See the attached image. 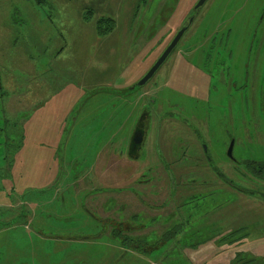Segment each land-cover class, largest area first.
<instances>
[{"label":"rangeland","instance_id":"obj_1","mask_svg":"<svg viewBox=\"0 0 264 264\" xmlns=\"http://www.w3.org/2000/svg\"><path fill=\"white\" fill-rule=\"evenodd\" d=\"M195 1L0 0V173L7 174L0 179V264H264V179L239 165L234 173L226 154L235 136V157L264 160V107L246 86L229 89L216 79L219 68L225 77L241 65L236 57H246L233 44L264 19V0H206L175 51L145 84L130 87ZM101 15L115 19L103 34ZM205 33L200 53H187ZM35 97L50 104L43 111L49 124H17L16 139L13 121L31 111ZM144 105L147 135L131 158ZM237 108L246 137L226 121ZM87 208L124 220L133 241L151 248L117 245L108 235L84 238L96 230ZM230 231V241L219 240ZM62 232L78 238L61 240ZM164 232L168 240L157 245Z\"/></svg>","mask_w":264,"mask_h":264},{"label":"flooded vegetation","instance_id":"obj_2","mask_svg":"<svg viewBox=\"0 0 264 264\" xmlns=\"http://www.w3.org/2000/svg\"><path fill=\"white\" fill-rule=\"evenodd\" d=\"M195 2H194V4H195ZM194 4L192 6V9L194 11L191 13V16H193V19L190 22V24L188 25V27L186 28V30L183 32L182 36L185 34L186 31H189V29L191 28V25L193 24V22H194V20L196 18L195 16L198 14L200 8L202 7V5H201L199 7V9L195 12ZM188 16L186 17V19L187 18L189 19V17H191V16H189V17ZM263 16H264V14H263ZM188 19H187V21H188ZM187 21L185 20L182 25L187 24ZM216 25H218V24H216ZM181 26H179L174 33H176L177 30ZM257 32H259L262 37H257ZM242 35L244 37H246L247 40L245 38L244 39H238L235 42V45L233 44V47L235 48V54H236V51H238V50H245L246 51V57H240V56L236 57L237 58V61L240 62L241 65L240 64H236L238 66V69H235V72L228 71V75H226L225 77H223V75H222L223 68H222V70H221V68H219V69L217 68L218 70L216 69L217 70V77H216V79L219 80V81L224 80L225 83L227 84L226 86L229 89H236V87H241V86H244L245 87L246 86L247 89L249 90L248 96H252V100L254 98V95L255 94H258L259 95V98H258L257 104L260 106V108H259V110H260V109H262L261 108L262 106L264 107V19L262 20V17H261V20H257L256 22H254V25L251 28H249V29L246 28L245 31H244V33H242ZM182 36L179 38V40L177 41V43L175 44V46L172 48L171 52L172 51H175L176 46H177L178 42L181 40ZM172 38H170V39H172ZM204 38H208V33H205V35L203 36V38H202V40H201L200 43L198 41L199 38H197L196 41L198 43L195 42L187 50V53L193 54L195 52V53L199 54L200 53L199 52V47H200L201 43L206 40ZM216 38H218V36ZM210 39L211 40H210L209 45L212 46L211 41H213V43H215L217 39L216 40H213V39H215L214 37H212ZM225 39H230V38L229 37H226ZM217 43H220V40H218ZM226 44H227L226 45V48H227L228 53H229V47L231 45H229L228 42ZM166 46H164L163 48L162 47L160 48L161 50H160V52L158 54H156V58L162 53V51L164 50V48ZM222 46H223V44H221L219 47L221 48ZM244 46H246V47H244ZM180 52L181 51L179 50V48H177L176 53L180 54ZM221 55H222V53H221ZM203 57H204V62H205L207 60V54H205V56H203ZM220 57L221 56H219L218 58H220ZM156 58L153 61H155ZM192 58H193V60H195L196 58H198V55L197 56H193ZM189 63L191 65L193 64V62L190 59H189ZM192 66H191V69L194 68ZM204 73H206L207 75H209L210 76V79L211 78H214L213 75H210V71L209 72L206 71ZM236 75H240L242 77L241 78L242 81L240 83H237L235 81L234 77ZM196 84L197 83L195 81H190L189 82L190 88H192L194 91L196 89ZM208 86L209 87L210 86L211 87L214 86V84H212V81H210V85H209V83L207 84V87ZM201 95H203V94L201 93ZM147 100H149V99L147 98L146 101ZM248 100L250 101L251 98L248 97ZM254 104H255V101H254ZM222 107H223V105H222ZM235 111L238 113V115H236L235 117L232 118V112H231V116L228 117L226 119V121L227 122H229V121H232L233 122L234 128H235L234 129V132L236 133L237 137H246L247 136V125H244V124L247 123V120H244V117H243L244 116V112L241 111L239 108H237ZM248 111L251 112L252 110L248 108L247 111H246V113ZM170 116L171 117H178L181 122H183L185 124H189V121H187L188 119L186 120V118L183 115H180V116L177 115L176 116V115H174L173 112H170ZM150 117H151V114L149 113L148 106L147 105H144L143 108H142V113L139 116L137 125H136V127H135V129L133 131V134H132L133 136H132L131 141L128 144V148H127L128 149V154H129V156L131 158H138V156H139V150L143 147L144 142H145V139H146L147 127H148V123H149ZM223 117H224V115L220 116V118L222 119V121H224ZM259 125H260V122L257 123V126H259ZM172 126L174 127L175 124L172 125ZM141 132L143 133V138H142L141 142H138L137 140L141 136ZM177 132H178V129L175 130V133L176 134H177ZM178 139H180L179 138V134L176 135V140L177 141H182V140H178ZM231 139H233L235 141V136H233V138H231ZM230 140H229V142H230ZM234 141H233V143H234ZM186 142L188 144H190V146H191V144L193 145V141L192 140L190 142L189 139H188ZM228 145H229V143H228ZM227 148H228V146H227ZM227 148H226V154H227ZM205 156H206L207 159H210V155L208 154L207 151L205 152ZM229 158L233 162L232 168H233V172L234 173H239L240 172L239 171L240 168L237 169L238 168V165L239 166H242L241 167V170H244L245 169V167H243V165H242L241 159L235 157L233 155V152H232V157H229ZM243 159H252V160H255L254 158H250V157L243 158ZM256 161H264V160H256ZM214 166H216V164ZM168 168L174 169V168H172L170 166H168ZM246 171L249 172L248 170H246ZM217 172H218V170H217ZM239 174H241V173H239ZM249 174H251V173L249 172ZM252 176H254V175H252ZM254 177H256V176H254ZM256 178H258V177H256ZM191 179H192V177H191ZM258 179H260V178H258ZM261 179H264V178H261ZM229 180H231V179H227V181H229ZM232 187H234L236 189H239L238 185H236L233 181H232ZM240 191H242V190H240ZM127 230H129V228Z\"/></svg>","mask_w":264,"mask_h":264},{"label":"trees","instance_id":"obj_3","mask_svg":"<svg viewBox=\"0 0 264 264\" xmlns=\"http://www.w3.org/2000/svg\"><path fill=\"white\" fill-rule=\"evenodd\" d=\"M86 13H88V9L86 10ZM89 16V14L86 16V18ZM115 26V19L110 17V16H104L101 15L98 20L96 21V29L98 31L99 34H103V33H107L108 31H111ZM55 71V70H54ZM56 72V71H55ZM59 76H62L61 74H59L58 72H56ZM27 100H29V95H26ZM23 102V100H22ZM42 103V97L36 101V97L35 100L32 102V108L31 111H25L24 114L22 115V117H20L19 119H15L13 121L14 124V131H12V135L14 134V137L17 139L20 135V131H18L17 129V124L19 126H22V123H20V121L22 119H27L30 117V114L33 112L34 108L39 106ZM12 124V125H13ZM6 143L8 144V142L5 141V145ZM17 147V144H16ZM12 161L13 159L11 158V160H9L8 163V169H10L11 165H12ZM242 161V165L243 167H245L246 170H248L252 175L258 177V178H264V161H256V160H252V159H243ZM6 164V163H5ZM7 178V174H2L0 173V179L2 180H6ZM223 180L225 182H227L229 185L232 186V180L227 181L226 177H223ZM240 190L245 191V192H253V190L248 189L247 187H243V186H238ZM120 208H118V210H120ZM87 210L90 211L91 214V218L93 220L96 221L95 223V232L93 233H88L86 235H83L84 238H96L97 236L100 235H108L109 238L114 239L115 242H117V245H128L130 246L131 243H133L134 246H138L139 249H141L142 247H144L143 250H145L147 252L148 249H150L151 247L149 245H142L141 243L137 242V241H133V239L131 238L130 235H128L127 233V227H129L128 223L125 222L124 220H119V219H115V218H103L100 216H97L92 210L88 209ZM99 224V227H98ZM232 233L233 232H228V233H223L221 235V237L219 238L220 241H230L232 239ZM60 236V234L58 235ZM64 238H70V235L67 234H63ZM168 240V237L165 236V232L163 234V236L158 239L157 245H160L161 243H164ZM121 245V246H122ZM155 247L157 245L152 244ZM142 246V247H141ZM118 253V252H117ZM241 254L242 252H238L236 254L235 257H239L241 258ZM216 264H221V263H216Z\"/></svg>","mask_w":264,"mask_h":264},{"label":"water","instance_id":"obj_4","mask_svg":"<svg viewBox=\"0 0 264 264\" xmlns=\"http://www.w3.org/2000/svg\"><path fill=\"white\" fill-rule=\"evenodd\" d=\"M206 0H197L194 4V8H195V12L199 9V7L201 5H203V3ZM193 16L189 17L187 24L182 25L177 32L175 33V35L173 36V38L171 39V41L167 44V46L164 48V50L162 51V53L156 58V60L149 66V68L144 72V74L134 83L132 84L130 87H135L138 85H143L145 84L151 77L152 75L155 73V71L159 68V66L162 64V62L165 60V58L169 55V53L171 52L172 48L175 46V44L177 43V41L179 40V38L182 36L183 32L186 30V28L188 27V25L190 24V22L192 21ZM143 138V133L141 132V136L138 138V142H141ZM136 141V142H137ZM233 139L230 140L228 148H227V155L229 157H232V146H233Z\"/></svg>","mask_w":264,"mask_h":264},{"label":"crops","instance_id":"obj_5","mask_svg":"<svg viewBox=\"0 0 264 264\" xmlns=\"http://www.w3.org/2000/svg\"><path fill=\"white\" fill-rule=\"evenodd\" d=\"M50 109H51L50 104L44 105L43 103H41L39 106L34 108L33 112L30 114V117L25 119V123H22L23 126L26 125V123H28L29 121H33L34 123H41L43 125L49 124L48 116L43 111L44 110H50ZM38 112H40V114H37ZM11 170H12V166H11ZM61 201L63 203L65 200L62 198ZM121 214H122V212L120 213V215ZM95 223H96V221H95ZM93 227L95 228V225ZM63 234H60V236H58V238L61 240L66 239L63 237ZM67 235H69V234H67ZM76 238H78V236H74V237L71 236L69 239H76Z\"/></svg>","mask_w":264,"mask_h":264}]
</instances>
